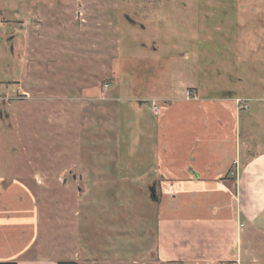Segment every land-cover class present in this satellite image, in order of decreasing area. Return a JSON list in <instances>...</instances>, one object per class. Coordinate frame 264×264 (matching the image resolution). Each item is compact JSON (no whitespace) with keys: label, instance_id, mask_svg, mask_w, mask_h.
<instances>
[{"label":"rangeland","instance_id":"374dc122","mask_svg":"<svg viewBox=\"0 0 264 264\" xmlns=\"http://www.w3.org/2000/svg\"><path fill=\"white\" fill-rule=\"evenodd\" d=\"M0 38V177L33 193L44 256L167 264L118 126L163 96L245 97L264 149V0H0Z\"/></svg>","mask_w":264,"mask_h":264},{"label":"crops","instance_id":"0c3cea01","mask_svg":"<svg viewBox=\"0 0 264 264\" xmlns=\"http://www.w3.org/2000/svg\"><path fill=\"white\" fill-rule=\"evenodd\" d=\"M194 89L195 98H186L189 87L161 97L156 119L118 124L133 152L130 174L145 171L129 179L150 174L160 189L158 257L167 264H264V149L244 138L249 108L239 110L236 99L245 97L229 90L203 97ZM39 219L31 190L0 177V264H68L42 255Z\"/></svg>","mask_w":264,"mask_h":264},{"label":"built area","instance_id":"2783aa9c","mask_svg":"<svg viewBox=\"0 0 264 264\" xmlns=\"http://www.w3.org/2000/svg\"><path fill=\"white\" fill-rule=\"evenodd\" d=\"M185 94H186V98H193V97L195 98L196 97L194 92L191 90H187ZM248 102L249 101L247 99H241V98L236 99V104H237L239 110H247L249 108ZM164 107H165V105H162V104H158V103L153 104V110L157 116L162 114Z\"/></svg>","mask_w":264,"mask_h":264},{"label":"water","instance_id":"95a60500","mask_svg":"<svg viewBox=\"0 0 264 264\" xmlns=\"http://www.w3.org/2000/svg\"><path fill=\"white\" fill-rule=\"evenodd\" d=\"M150 192H151L152 199L156 200L155 192L152 189H150Z\"/></svg>","mask_w":264,"mask_h":264},{"label":"trees","instance_id":"16d2710c","mask_svg":"<svg viewBox=\"0 0 264 264\" xmlns=\"http://www.w3.org/2000/svg\"><path fill=\"white\" fill-rule=\"evenodd\" d=\"M239 12H240V15L247 14V12L245 10H243V9H241Z\"/></svg>","mask_w":264,"mask_h":264},{"label":"flooded vegetation","instance_id":"af4514ba","mask_svg":"<svg viewBox=\"0 0 264 264\" xmlns=\"http://www.w3.org/2000/svg\"><path fill=\"white\" fill-rule=\"evenodd\" d=\"M8 37H9V36H8ZM8 37H7V38H8ZM0 40H1V38H0Z\"/></svg>","mask_w":264,"mask_h":264}]
</instances>
